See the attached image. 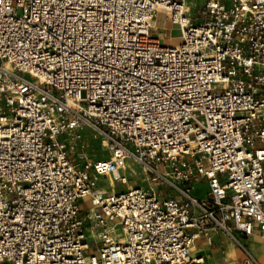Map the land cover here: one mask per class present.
<instances>
[{
	"label": "built area",
	"instance_id": "1",
	"mask_svg": "<svg viewBox=\"0 0 264 264\" xmlns=\"http://www.w3.org/2000/svg\"><path fill=\"white\" fill-rule=\"evenodd\" d=\"M187 3L0 0V264H204L195 236L264 238V0ZM85 126L108 159L76 153ZM124 158L151 185L96 188L128 183Z\"/></svg>",
	"mask_w": 264,
	"mask_h": 264
},
{
	"label": "rangeland",
	"instance_id": "2",
	"mask_svg": "<svg viewBox=\"0 0 264 264\" xmlns=\"http://www.w3.org/2000/svg\"><path fill=\"white\" fill-rule=\"evenodd\" d=\"M188 5L190 7V13L194 14L196 13V8L198 7V4H200V0H187ZM157 25L159 27L158 31L155 33L156 36H162L163 32L166 31L168 33V37L165 38L162 36L161 42L164 44H176L180 41V29L177 27V25H173L168 23L166 20L162 18L159 19L157 22ZM79 134V140L78 142H81L82 144L79 145V149H77L76 153L79 155H83L85 158L89 160H105L109 157V150L107 148V142L104 138L99 137L96 135L92 130H90L88 127H82L77 131H74L72 135L76 137V135ZM65 137H69V134H65ZM85 153V155H84ZM132 160V159H130ZM128 167L133 170V172L124 171L122 168V171L127 173L128 178V185L132 186H139L142 188H147L151 185L150 178L148 177V174L144 167L135 161L128 162ZM166 172V171H165ZM95 187L99 188L101 190H104L105 192H112V189H115L116 193L126 191L127 188H125L124 184H120L118 182L113 183L112 179L105 178L103 176L99 177L95 182ZM191 192L193 195L198 197H204L207 191L206 186L204 183L201 185H195L191 188ZM172 196H175V192H171ZM80 209L81 211H85V209L88 207L87 198L80 199L79 201ZM118 234H121V228L118 226L117 231ZM88 242L91 243V239H88ZM1 264H9V263H1Z\"/></svg>",
	"mask_w": 264,
	"mask_h": 264
},
{
	"label": "crops",
	"instance_id": "3",
	"mask_svg": "<svg viewBox=\"0 0 264 264\" xmlns=\"http://www.w3.org/2000/svg\"><path fill=\"white\" fill-rule=\"evenodd\" d=\"M121 172L123 173V171ZM211 237L212 243L209 244L203 237L195 236L193 245L191 247V252L193 255H200L203 257L204 264L263 263L259 259L260 257L264 259L263 237H260L257 234H253L248 237L236 234L237 239L246 248L248 254H252L250 257L226 235L222 233H213Z\"/></svg>",
	"mask_w": 264,
	"mask_h": 264
},
{
	"label": "bare ground",
	"instance_id": "4",
	"mask_svg": "<svg viewBox=\"0 0 264 264\" xmlns=\"http://www.w3.org/2000/svg\"><path fill=\"white\" fill-rule=\"evenodd\" d=\"M159 12H160V16H159V19L160 18H162V16H163V11L160 9L159 10ZM157 22L158 21H156L155 23H154V25H156L157 26ZM173 44V43H172ZM76 144H77V149H79V145H81L82 143L81 142H78V140H79V134H77L76 135ZM107 142V141H106ZM107 145H108V143H107ZM107 148L109 149V145L107 146ZM84 155H85V153H84ZM130 159H132V158H124L123 159V161H122V164H121V171H122V168H123V170L124 171H128V169H129V171H131V172H133V170H131L129 167H128V162H132L133 163V161H135L134 159H132V160H130ZM136 162V161H135ZM136 163H138V162H136ZM139 164V163H138ZM124 174H127V173H125V172H123ZM106 178H110L111 179V177L110 176H108V177H106ZM113 181V180H112ZM113 183H115V181H113ZM129 183V182H128ZM128 183H126V184H124L125 185V188H127V189H129V188H131V187H139V186H132V185H128V186H126ZM112 192H114V191H116L115 189H112L111 190ZM249 250V249H248ZM250 255H252V254H250ZM263 263H264V259L262 258V257H260L259 258ZM256 261V260H255ZM257 262V261H256ZM258 264H260L259 262H257ZM262 263V264H263Z\"/></svg>",
	"mask_w": 264,
	"mask_h": 264
}]
</instances>
